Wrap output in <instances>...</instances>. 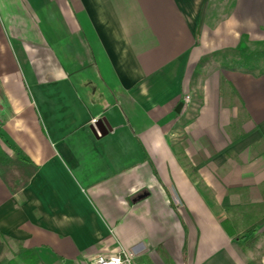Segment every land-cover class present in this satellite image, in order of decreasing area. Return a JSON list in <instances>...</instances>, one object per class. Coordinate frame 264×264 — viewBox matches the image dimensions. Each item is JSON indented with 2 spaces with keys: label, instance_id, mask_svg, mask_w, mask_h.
<instances>
[{
  "label": "crops",
  "instance_id": "obj_1",
  "mask_svg": "<svg viewBox=\"0 0 264 264\" xmlns=\"http://www.w3.org/2000/svg\"><path fill=\"white\" fill-rule=\"evenodd\" d=\"M263 43L264 0H0V149L36 165L0 179V234L42 264H264Z\"/></svg>",
  "mask_w": 264,
  "mask_h": 264
},
{
  "label": "trees",
  "instance_id": "obj_2",
  "mask_svg": "<svg viewBox=\"0 0 264 264\" xmlns=\"http://www.w3.org/2000/svg\"><path fill=\"white\" fill-rule=\"evenodd\" d=\"M245 66V64H239ZM36 170V165L21 157L12 158L4 150L0 149V179L11 194L17 193L24 187L33 172ZM261 222L251 225L247 232H253ZM0 239H7L0 234ZM255 237L248 236L246 243H253ZM16 243V249L8 258L1 256L2 243L0 244V264H42L35 250L32 248H24L18 241L11 240Z\"/></svg>",
  "mask_w": 264,
  "mask_h": 264
},
{
  "label": "rangeland",
  "instance_id": "obj_3",
  "mask_svg": "<svg viewBox=\"0 0 264 264\" xmlns=\"http://www.w3.org/2000/svg\"><path fill=\"white\" fill-rule=\"evenodd\" d=\"M254 51H255V56H253L251 58L249 57V60L252 59L251 64L256 67V70L257 69H261L262 67H264V54H263L264 53V43L260 44V45H257V46H250L248 49H245L244 52L245 53H247V52L250 53V52H254ZM235 59L236 58H234V60ZM225 63L233 66L235 61L233 62V64H232V62L230 60L229 61H225ZM256 70H254V71H256ZM248 225H242V224L239 225L240 226L239 227L240 234L244 233V229L246 227H248ZM263 232H264L263 229H260L257 232V233H259L261 235L259 240H258V242L256 243V248L257 249L255 248V250L257 251V253L264 251V233ZM245 234L247 236H250L252 233L251 232H247L245 230ZM0 244L2 245L1 256L5 257V258L10 257L12 255V252H14V250L16 249V243L11 241V240H9V239H5V240H1L0 239Z\"/></svg>",
  "mask_w": 264,
  "mask_h": 264
},
{
  "label": "built area",
  "instance_id": "obj_4",
  "mask_svg": "<svg viewBox=\"0 0 264 264\" xmlns=\"http://www.w3.org/2000/svg\"><path fill=\"white\" fill-rule=\"evenodd\" d=\"M184 103L188 102V96L183 98ZM97 119H91L90 124L94 125ZM137 253L134 250L120 251L116 254H98L94 256L89 264H140L136 260Z\"/></svg>",
  "mask_w": 264,
  "mask_h": 264
},
{
  "label": "water",
  "instance_id": "obj_5",
  "mask_svg": "<svg viewBox=\"0 0 264 264\" xmlns=\"http://www.w3.org/2000/svg\"><path fill=\"white\" fill-rule=\"evenodd\" d=\"M180 107H181V104H177V105H176V108H175V111H179ZM98 122H99V121L97 120V121L95 122V125H97ZM99 131H100V130H99ZM102 133H103V131H101V134H102ZM140 196H142V195H139L138 198H140Z\"/></svg>",
  "mask_w": 264,
  "mask_h": 264
}]
</instances>
